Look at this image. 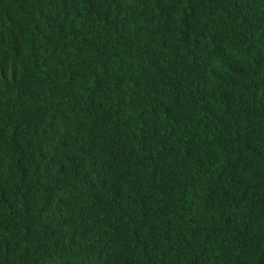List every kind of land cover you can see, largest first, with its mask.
I'll use <instances>...</instances> for the list:
<instances>
[{
    "label": "trees",
    "instance_id": "obj_1",
    "mask_svg": "<svg viewBox=\"0 0 264 264\" xmlns=\"http://www.w3.org/2000/svg\"><path fill=\"white\" fill-rule=\"evenodd\" d=\"M0 264H264V0H0Z\"/></svg>",
    "mask_w": 264,
    "mask_h": 264
},
{
    "label": "clouds",
    "instance_id": "obj_2",
    "mask_svg": "<svg viewBox=\"0 0 264 264\" xmlns=\"http://www.w3.org/2000/svg\"><path fill=\"white\" fill-rule=\"evenodd\" d=\"M15 50V49H14Z\"/></svg>",
    "mask_w": 264,
    "mask_h": 264
}]
</instances>
